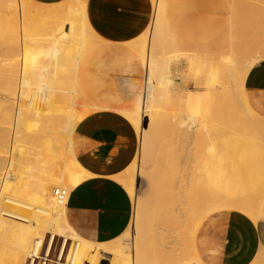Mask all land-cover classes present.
Here are the masks:
<instances>
[{
  "label": "bare ground",
  "instance_id": "bare-ground-1",
  "mask_svg": "<svg viewBox=\"0 0 264 264\" xmlns=\"http://www.w3.org/2000/svg\"><path fill=\"white\" fill-rule=\"evenodd\" d=\"M179 1L189 8L195 0ZM198 1L203 18L209 11L217 10L221 2ZM21 2L24 23L29 22L32 13L46 16L49 18L46 27L50 33L46 36L48 44L42 50L45 59L41 69L28 72L26 66L18 65L12 73L13 103L10 112L4 115L8 123L5 126L8 131L7 143L0 149V159H9L10 164L3 180L5 165L0 167V211L4 209L8 213L0 212V264H35L44 249L46 255L50 256L58 237L62 238L58 253L60 261L72 240L68 256L72 264H103L104 260H107V264H155L147 254L149 233L146 230V212L152 196L156 200L169 195L180 201L182 207L178 211L185 216L182 223L187 230H197L211 215L225 219L232 212L246 216L260 229L264 226V187L255 174L250 177L248 187L242 193L233 191L228 176L222 178V184L210 187L201 183L197 175L188 180L183 178L177 185L173 181L177 176L175 171L171 174L159 171L149 173L145 165L139 167L138 153L125 169L111 176L123 185L135 201L134 217L121 235L108 241L86 239L75 231L68 216L69 194L87 178L96 177L78 159L77 154L83 147L80 145L83 136L77 131L81 122L102 112L118 114L129 122L139 136L140 153L147 154L160 137L161 124L156 115L155 102L158 89L163 87L173 106L182 114L181 118L175 119L173 130L180 140L198 145L204 137L212 138L210 134L203 135L198 107L204 101L218 103L219 100L217 112L223 118L231 114L227 113L229 105L223 102L228 97L249 102L246 80L252 68L264 60V46L252 51L249 56H227V64L207 69L198 76V83L205 86L203 91L188 90L184 93L182 87L173 84L170 67L159 76L154 63L150 62L144 85L126 76L117 77L113 82L116 94L103 97L115 98L117 104L108 105L92 99L79 77L80 65L86 54L104 41L88 20V0ZM153 2L158 6L157 0ZM250 2L252 7L264 8V0ZM157 9L160 16L161 4ZM59 14L66 17L65 20L60 18L63 22L57 26L55 17ZM190 14V11L186 12L185 21L180 25L189 36L199 26L195 19L191 21ZM148 43L146 31L125 44L138 53L145 65ZM17 45L19 48V39ZM211 73L219 78L218 84L216 80L215 84L211 81ZM68 78L71 80L70 87ZM246 111L257 126V121H260L258 116L252 108ZM28 121H38L40 128L29 135L31 146L28 150L19 149L18 156H11L10 146L14 142L10 132L14 129L13 141H20L22 127ZM144 121L147 126L143 125ZM214 140L221 145L219 155L220 163H223L230 152L227 140L225 137ZM213 148L214 145L210 147ZM55 187L67 190V196L61 203L53 195ZM184 229L182 233H186ZM262 234L259 250L249 264H264V231ZM190 262L204 264L193 258L186 259L182 264Z\"/></svg>",
  "mask_w": 264,
  "mask_h": 264
},
{
  "label": "rangeland",
  "instance_id": "rangeland-1",
  "mask_svg": "<svg viewBox=\"0 0 264 264\" xmlns=\"http://www.w3.org/2000/svg\"><path fill=\"white\" fill-rule=\"evenodd\" d=\"M160 4V17L152 40L156 46L157 41L159 44L156 54H152L148 62L154 63L159 76L165 74L170 67L171 76L174 78L173 84L182 87L184 93L188 90L203 91L205 86L198 83V76L203 75L207 69L227 64L229 59L225 57L249 56L252 51H258L264 46V8L252 7L250 0H221L218 9L209 11L206 17L198 22L199 26L191 31L190 36L186 29L180 28L181 12L176 11L183 4H180L179 0H160ZM22 15L21 0H0V149L7 143L8 131L5 126L8 123L4 115L10 112L13 103L12 73L17 70L18 65L26 66L28 72L41 69L45 59L42 50L48 44L46 36L50 33L46 27L48 17L32 13L26 24ZM65 17V15L55 17V20H58L57 26L63 22L60 18L65 20ZM182 43L185 49H182ZM89 52L80 65L81 82L82 66ZM202 55L220 58H201ZM180 56L188 58L182 60ZM212 75L213 73L210 75L211 81L214 83L216 80L218 84L219 78ZM147 76L148 74L142 79L133 80L144 85ZM70 81L68 78L69 87ZM249 98V102L240 101L233 96L224 100L223 102L229 105L227 113L231 114L223 118H220L217 112L219 100L218 103L202 102L197 113L201 120L200 128L203 135L210 134L212 138L204 137L198 145H194L180 140L173 130L175 119L181 118L182 114L173 106L169 94L161 87L158 89L155 102L156 115L161 124L160 137L150 152L142 154L138 136V166L145 165L149 173L159 171L162 174H171L175 171L177 176L173 181L177 185L183 178L188 180L197 175L201 183L210 187L222 184V178L228 176L233 191L242 193L246 191L250 177L255 174L264 187V98L256 97L252 93L249 94ZM250 108L260 119L257 126L246 111ZM143 125L147 126L146 121ZM39 128L38 121L26 122L22 127L23 136L16 143L13 141L12 129L10 134L14 144L10 146L11 156H18L19 149L28 150L31 146L29 135ZM216 137H225L229 146L230 152L225 156L223 163H220L219 155L222 148L219 141L214 140ZM212 145L214 148L210 149ZM8 162L9 159H0V167L5 165L2 180L10 167ZM178 191L179 188L176 189V192ZM180 206L181 202L169 195L160 196L156 200L154 196L150 198L146 212V230L149 233L148 257L155 264H182L188 258L199 259L202 263L208 264L203 258L201 239L206 228L221 216L211 215L197 230H187L182 223L185 216L178 211ZM182 229L186 233H182ZM61 243L62 238L58 237L50 256L46 258V264H71L68 256L73 241H69L65 255L60 261L58 253ZM44 260L45 249L35 264H42ZM103 264H107V260H104Z\"/></svg>",
  "mask_w": 264,
  "mask_h": 264
},
{
  "label": "crops",
  "instance_id": "crops-1",
  "mask_svg": "<svg viewBox=\"0 0 264 264\" xmlns=\"http://www.w3.org/2000/svg\"><path fill=\"white\" fill-rule=\"evenodd\" d=\"M37 1L52 3L60 0ZM157 2L158 6L153 0H88V20L104 40L89 52L82 66V84L95 101L117 104L115 98H103L116 94L115 78L142 79L148 74V59L156 54L159 44L157 41L156 46L152 41L160 17L157 9L160 0ZM199 8L200 3L195 0L189 8L183 4L176 11L181 12L183 23L188 11L191 21L199 22L203 18ZM146 31L149 43L144 65L138 54L125 43ZM183 44L182 49H185ZM201 58L220 57L202 55ZM246 88L256 97L264 98V60L250 71ZM78 128V133L83 136L78 159L96 177L87 178L70 193L68 216L82 237L108 241L126 230L135 213L133 198L111 176L125 169L135 158L139 150L138 135L125 118L112 112L92 115ZM262 231L264 226L258 228L238 212L230 213L225 219L217 218L206 228L201 239L203 258L208 264H249L263 240Z\"/></svg>",
  "mask_w": 264,
  "mask_h": 264
},
{
  "label": "built area",
  "instance_id": "built-area-1",
  "mask_svg": "<svg viewBox=\"0 0 264 264\" xmlns=\"http://www.w3.org/2000/svg\"><path fill=\"white\" fill-rule=\"evenodd\" d=\"M52 192H53V195L57 198V200L61 203V202H63V200L65 199V197L67 196V190L66 189H64V188H60V187H55L53 190H52ZM70 195V194H69ZM69 198V197H68ZM8 200V198L6 197V201ZM6 203H8V202H6ZM0 212H2L3 214H8V213H6L7 211L6 210H1ZM41 257H42V254H41ZM40 257V258H41ZM46 258H48V256L46 255V251H45V260L43 261V263L42 264H46ZM71 264H72V262H71ZM188 264H200V263H198V262H190V263H188Z\"/></svg>",
  "mask_w": 264,
  "mask_h": 264
}]
</instances>
